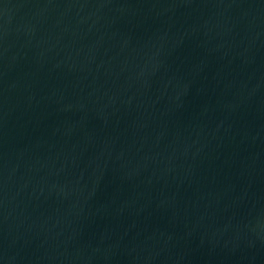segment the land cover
Returning a JSON list of instances; mask_svg holds the SVG:
<instances>
[{
	"label": "water",
	"instance_id": "obj_1",
	"mask_svg": "<svg viewBox=\"0 0 264 264\" xmlns=\"http://www.w3.org/2000/svg\"><path fill=\"white\" fill-rule=\"evenodd\" d=\"M0 264H264V0H0Z\"/></svg>",
	"mask_w": 264,
	"mask_h": 264
}]
</instances>
